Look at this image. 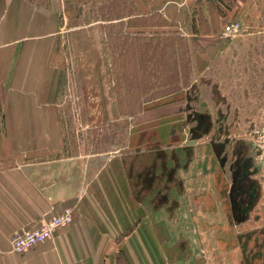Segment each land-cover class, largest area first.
Returning a JSON list of instances; mask_svg holds the SVG:
<instances>
[{"label":"crops","instance_id":"1","mask_svg":"<svg viewBox=\"0 0 264 264\" xmlns=\"http://www.w3.org/2000/svg\"><path fill=\"white\" fill-rule=\"evenodd\" d=\"M83 1L0 0V264H168L152 213L168 226L163 214L178 208L169 206L176 184L186 194L200 142L189 143L181 129L186 117L175 114L157 135L148 128L129 139L134 151L71 150L60 97L74 70L83 81L99 82L98 72L83 73L84 61L104 70L108 60L100 28L69 25V5ZM152 1L133 0L135 15L157 11ZM163 9L166 18L176 15ZM68 37L77 56L69 55ZM90 87L86 95L96 96ZM214 172L216 180L221 172ZM66 208L73 209L72 223L24 254L12 251L14 234ZM171 234L177 264H244L249 257V251L181 247L180 234Z\"/></svg>","mask_w":264,"mask_h":264},{"label":"rangeland","instance_id":"2","mask_svg":"<svg viewBox=\"0 0 264 264\" xmlns=\"http://www.w3.org/2000/svg\"><path fill=\"white\" fill-rule=\"evenodd\" d=\"M151 3L158 10L142 17L135 15L133 0L69 5V25L100 28L108 53L104 70L84 61L83 73L98 72L99 82L83 81L74 70L60 97L70 148L85 154L134 151L127 144L132 137L146 135L148 128L157 135L161 122L169 128L166 117L187 116L181 129L191 137L196 133L197 141L190 144L200 143L193 149L195 169L185 184L186 194L179 193L178 184L172 192L169 206L175 202L180 208L168 207L163 214L169 235H163L161 218L152 213L165 258L177 264L172 232L180 234L181 247L249 251L244 264H257L251 251L264 242V0ZM171 8L176 15H162L161 9ZM66 43L69 55L77 56L69 37ZM103 71L108 77L101 76ZM90 85L96 89L94 97L86 95ZM211 137H221L217 141L228 145L230 162L241 153L252 156L259 194L244 223L231 217L230 170L222 168L216 183L211 177L213 170L218 173L205 143ZM180 176L185 182L187 172L180 170Z\"/></svg>","mask_w":264,"mask_h":264},{"label":"flooded vegetation","instance_id":"3","mask_svg":"<svg viewBox=\"0 0 264 264\" xmlns=\"http://www.w3.org/2000/svg\"><path fill=\"white\" fill-rule=\"evenodd\" d=\"M187 122L188 118L186 116V122L184 123V126ZM195 135L196 133H194L192 137L189 136L190 141H197ZM218 139H221V137H211L205 143L208 144V147L210 148L214 164H217L218 171H224L222 168H227L228 171L230 170V175L232 177V188L229 192L228 199L231 217L234 223H236L235 221H237L238 223H244L253 210L254 206L256 205L257 197L259 194L257 182L252 176L254 170L252 156L250 154L241 153L234 157L230 162L227 154L228 145L221 140H219L218 142ZM215 181L216 180H213L214 183ZM173 204L178 205V203L175 202ZM178 207L180 206L178 205ZM170 209L175 208L171 207ZM255 242L256 246L257 244H259L260 240L257 238ZM241 252L243 251L241 250ZM251 253L252 256L255 257V259L253 260L254 262L257 261V264L259 263L258 255H260L261 257H263L262 259H260V261L264 264L263 240L262 247H255L251 251Z\"/></svg>","mask_w":264,"mask_h":264},{"label":"built area","instance_id":"4","mask_svg":"<svg viewBox=\"0 0 264 264\" xmlns=\"http://www.w3.org/2000/svg\"><path fill=\"white\" fill-rule=\"evenodd\" d=\"M72 221L73 209L66 208L60 214L44 219L37 228L17 232L12 239V251L16 254L25 253L38 244L52 238L60 227L67 226Z\"/></svg>","mask_w":264,"mask_h":264},{"label":"trees","instance_id":"5","mask_svg":"<svg viewBox=\"0 0 264 264\" xmlns=\"http://www.w3.org/2000/svg\"><path fill=\"white\" fill-rule=\"evenodd\" d=\"M26 253V252H25ZM22 254H24V253H22ZM21 255V254H20Z\"/></svg>","mask_w":264,"mask_h":264}]
</instances>
